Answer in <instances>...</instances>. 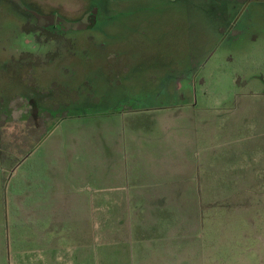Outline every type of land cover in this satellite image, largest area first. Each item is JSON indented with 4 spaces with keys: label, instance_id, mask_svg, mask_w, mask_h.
<instances>
[{
    "label": "rangeland",
    "instance_id": "1",
    "mask_svg": "<svg viewBox=\"0 0 264 264\" xmlns=\"http://www.w3.org/2000/svg\"><path fill=\"white\" fill-rule=\"evenodd\" d=\"M101 135L156 166H100ZM48 160L58 206L75 175L184 176L198 196L169 199V220L200 263L264 264V0H0V264L41 255Z\"/></svg>",
    "mask_w": 264,
    "mask_h": 264
},
{
    "label": "crops",
    "instance_id": "2",
    "mask_svg": "<svg viewBox=\"0 0 264 264\" xmlns=\"http://www.w3.org/2000/svg\"><path fill=\"white\" fill-rule=\"evenodd\" d=\"M100 138L104 142L98 149L103 160L99 163L100 166L111 165L106 164L105 160L114 159L116 155L124 161L117 165H127L129 160L136 157L145 162L144 166L157 164L143 150L125 152L116 149L114 143L110 147L106 146L105 135ZM72 140L74 148L81 145L82 148L89 149V138L83 144L80 139L71 138ZM116 141L120 146L119 136ZM76 155L78 152L72 157ZM56 167V161L48 160L45 167L40 168L44 171L40 182L44 186H40L44 188L40 191L41 200L35 201L34 211L30 214L34 217L31 232L35 237H32V241L35 247H40L41 255L33 264H52L59 260L69 264H180L187 258L186 251L189 252L188 260L192 264H201L199 259L203 255L200 241L198 243L195 238L185 239L184 242V238L179 235V222L171 223L169 220V199L198 196L189 192L184 176L173 179L163 174L149 173L150 177H132V181H126L122 186L124 180L113 170L105 181L98 177L97 189L93 190L87 177L75 175V181L80 187L75 185L76 189H69L67 194L60 193L66 199L63 206H58L59 193L52 190V186L58 182ZM92 199H100L97 213ZM177 204L184 207L180 200ZM112 214H116L119 220L110 228L108 221ZM160 218L164 220H159ZM26 229L30 230L27 225ZM91 232L94 234L92 239ZM186 241L193 246V250H185ZM60 246L66 253L58 257Z\"/></svg>",
    "mask_w": 264,
    "mask_h": 264
}]
</instances>
